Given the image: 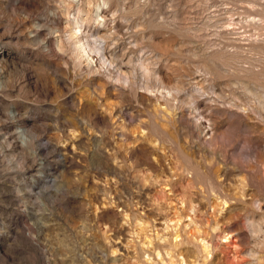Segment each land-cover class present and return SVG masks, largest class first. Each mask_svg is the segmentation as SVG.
I'll return each mask as SVG.
<instances>
[{
	"label": "rangeland",
	"instance_id": "374dc122",
	"mask_svg": "<svg viewBox=\"0 0 264 264\" xmlns=\"http://www.w3.org/2000/svg\"><path fill=\"white\" fill-rule=\"evenodd\" d=\"M0 264H264V0H0Z\"/></svg>",
	"mask_w": 264,
	"mask_h": 264
}]
</instances>
